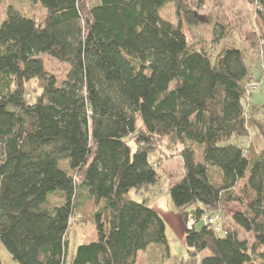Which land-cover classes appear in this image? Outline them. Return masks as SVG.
<instances>
[{"label":"trees","instance_id":"1","mask_svg":"<svg viewBox=\"0 0 264 264\" xmlns=\"http://www.w3.org/2000/svg\"><path fill=\"white\" fill-rule=\"evenodd\" d=\"M25 1L45 10L36 20L8 7L29 24L26 35L0 20V243L11 260L137 264L150 245L167 251L161 212L128 197L155 183L150 155L167 144L183 169L168 187L172 207L186 226L194 220L184 238L190 264H255L222 222L236 204L231 220L264 249V143L250 153L239 140L256 80L225 27L214 23L208 46L190 43L182 22L203 17L184 0ZM170 3L177 22L161 15ZM251 3L264 22V0ZM47 59L66 64L65 74ZM261 68L264 76V58ZM86 211L94 237L77 241L72 221Z\"/></svg>","mask_w":264,"mask_h":264},{"label":"rangeland","instance_id":"2","mask_svg":"<svg viewBox=\"0 0 264 264\" xmlns=\"http://www.w3.org/2000/svg\"><path fill=\"white\" fill-rule=\"evenodd\" d=\"M83 1L87 5H92L97 0ZM184 4L203 17L200 23L194 25H186L182 22L190 43L201 41L208 46L211 42L214 23L218 22L225 27L227 38L245 51V63L250 69L252 79L256 81L250 84L252 94L249 96L247 107H245L249 134L239 140L245 147H249L248 152L257 153L264 143V76L261 68V59L264 58V43L262 49L256 51V44L253 40L261 37V42H264V22L254 14V6L251 0H184ZM11 5L20 8L23 13L33 16L36 20H39L45 14V10L37 1L29 3L25 0H0V20L9 16L12 31L20 36L26 35L30 31V26L17 16H13L12 13H8V7ZM161 15L177 22L175 5L172 3L162 8ZM258 40H256V43H258ZM46 65L48 69L59 76L64 75L67 68L66 64L52 59H47ZM252 85H254V88L251 87ZM253 107H256V109ZM150 160L158 164L155 167L158 174L157 180L144 191V194L141 191L130 190L128 197L135 201L146 198L150 205L158 208L165 220L168 250H165L163 244L150 245L143 252V255H138L137 264H149L147 261L153 262L152 264H190L191 261L188 260L184 240L187 226L172 207L168 193L169 185L180 179L183 174L182 160L176 153V147L167 144L157 146L154 153L150 155ZM89 206L91 207V205ZM237 208L236 204L228 207L224 211L222 222L225 228L236 229L239 237L247 241L252 261L255 264H264V255L261 254L264 249L254 243L251 233L237 228L231 220V214ZM90 220L89 211H86L80 220L79 217L73 219L72 226L77 232V241L94 237V228ZM201 225H203V221L198 222L196 228H200ZM223 233L222 231L221 234ZM70 247H73L72 242ZM205 255H207L206 251L201 252L197 257V261H200ZM0 258L2 264L11 263L10 255L1 243Z\"/></svg>","mask_w":264,"mask_h":264},{"label":"built area","instance_id":"3","mask_svg":"<svg viewBox=\"0 0 264 264\" xmlns=\"http://www.w3.org/2000/svg\"><path fill=\"white\" fill-rule=\"evenodd\" d=\"M252 88H254V85L251 86ZM205 221H207L208 223L212 224L216 230L220 229V222L218 220L217 217H207L204 216L203 218ZM194 223L193 218L191 217V215H188V220H187V227H191Z\"/></svg>","mask_w":264,"mask_h":264},{"label":"crops","instance_id":"4","mask_svg":"<svg viewBox=\"0 0 264 264\" xmlns=\"http://www.w3.org/2000/svg\"><path fill=\"white\" fill-rule=\"evenodd\" d=\"M151 206H153V207H155L154 205H151ZM156 208V207H155ZM157 210H158V208H156ZM159 211V210H158ZM160 212V211H159ZM139 254H142L143 255V252H139L138 253V255ZM138 257V256H137ZM11 259V258H10ZM148 262V261H147ZM149 264H152L153 262H148ZM10 264H15L12 260H11V263Z\"/></svg>","mask_w":264,"mask_h":264}]
</instances>
